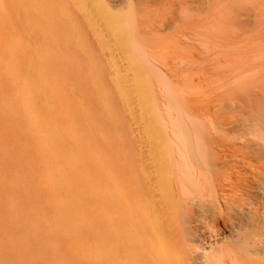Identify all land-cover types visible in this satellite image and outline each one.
Returning a JSON list of instances; mask_svg holds the SVG:
<instances>
[{
  "label": "bare ground",
  "instance_id": "6f19581e",
  "mask_svg": "<svg viewBox=\"0 0 264 264\" xmlns=\"http://www.w3.org/2000/svg\"><path fill=\"white\" fill-rule=\"evenodd\" d=\"M89 1L112 32L114 45L118 44L113 47L109 37L102 38L105 30L103 34L98 31V35H103H99L102 44L112 45L113 50H107V56L112 54V61L116 59L110 67L120 98L114 97L121 99L122 107L129 111L127 115L133 124L129 129L137 132L130 138L135 140L126 135L124 151L107 168L102 208L100 198L92 194L97 188L95 176L98 174L86 176L79 165L73 166L74 162L78 163V156L88 152L83 145L81 150L79 144H74L80 138L76 131L78 124L73 117L66 121L64 117L61 121L58 116L51 117V111L57 112L52 110L56 83L28 52L30 43L26 38L29 35L20 40L16 39L19 35H13L16 40L13 39L9 48V42L0 33V76L12 79L9 83L0 81V201L13 199L21 211H11L12 216L18 219L25 215L26 220V229H17L11 224L0 230V264H264V32L262 35L258 32V40L237 37L238 43L225 44L221 38L203 39H212L205 49L212 54L213 71L210 72L219 77L215 86L220 93L218 90L213 93L212 89H206L211 86L210 79L201 66L200 74L190 79L189 74L194 71L191 67L203 63L204 57L198 60L202 52L190 51L191 54L180 46L183 40L182 43L194 41L184 33L186 28H182L179 32L184 30L183 34L176 38L170 36L171 31L170 34L165 31L168 38L173 39L167 38L169 42L177 41L175 53L180 57L178 63L183 64L177 66L181 69L167 68L168 60H165L166 65L163 59H156V47L142 35L148 29L141 28L143 23L140 18L139 24L137 11L112 12L104 0ZM243 1L248 2L250 8L240 9L245 16L240 22L248 26L252 16L256 18L258 10L264 8V0ZM75 2L82 10L84 2ZM251 8L257 13L244 12ZM172 19L164 21L166 24L159 22L160 19L156 25L163 22V27L171 26ZM16 20L12 18L14 24ZM200 25L198 28L202 29ZM193 26L188 25V28L198 29ZM203 29L198 30L199 35L201 32L205 37L208 33ZM17 30L21 32L20 28ZM216 30L215 33H225L221 25ZM148 34L145 33L151 36ZM158 37L164 41L163 34ZM200 40L202 42L201 37ZM164 48L158 50L164 51ZM183 52H189L191 57ZM31 61L38 65L35 78L36 74L26 77L32 74ZM205 64L201 65L207 69ZM173 70L176 71L173 73ZM189 70L192 71L189 73ZM187 74L192 86L187 85ZM255 89L260 94H253ZM241 91L255 103L245 106V102V105L240 102L244 99L239 100L237 95L233 98ZM221 92L229 93V98ZM203 95L211 100L204 106L198 103L200 99L204 101L200 98ZM225 108L236 114L225 117L223 112V116L221 110ZM18 109L24 111V116H19ZM62 123L68 131L60 130L57 135L53 127ZM53 135L59 143L49 140ZM63 143L76 146L74 152L78 155L73 164L70 161L72 169L66 167L70 164L64 156L58 162H50ZM101 171L103 173L99 168ZM58 199L63 202L54 207ZM27 209L32 210L27 212ZM201 217L213 223L211 231L215 238L206 245L198 243L203 240L200 239L203 236L198 239L202 231L196 227ZM103 231L107 244L98 248L96 242Z\"/></svg>",
  "mask_w": 264,
  "mask_h": 264
},
{
  "label": "rangeland",
  "instance_id": "374dc122",
  "mask_svg": "<svg viewBox=\"0 0 264 264\" xmlns=\"http://www.w3.org/2000/svg\"><path fill=\"white\" fill-rule=\"evenodd\" d=\"M82 1L85 4V5H83L84 10L83 9L81 10L77 7L78 3L76 4L75 0H0V8H1L0 9V13H1L0 14V19H1L0 20V33H1V35H3V38L5 37L4 39H6V41L9 42V48L13 45V43H12L13 39L14 40H16V39L20 40L21 37L26 38L29 35L26 38L29 40V43H30L28 46V49H27L28 52H30V54L35 58L36 63L40 65V67L46 72L48 77L50 79H53L56 83V91L53 95V98L55 97L54 102H53L54 107L52 110H55V111L57 110V112L51 111V113H52L51 117L58 116V118L57 117L56 118L60 121L63 117H64L65 121L67 119H69V117L70 118L73 117L75 119L76 123L78 124V129L76 127V129H77L76 131H77V135H79V137H80L77 139L78 141L76 140L74 142V144H76V145L79 144L78 146L81 150L84 147L85 149L87 148V151H88L87 153L80 155L77 158L78 154L75 153L76 150L74 149V147L76 148V146L74 144L63 143V144H60V146L58 147L57 152H56V157L55 158L53 157L50 160V162L52 164L55 162H58V160L64 156L63 158L69 159L68 160L69 164H70V161H71V164H73L72 162L75 161L74 158L76 157L78 159V163L74 162L73 166L79 165L78 168L81 167L82 170L84 169L83 173H87V175L85 174L86 176H90L89 175L90 173H91V176H92V173H95V174L97 173L98 175L95 176L96 180H97V188L92 192V194L94 196L100 198V204L103 208V206L105 205L104 204L105 199H103L102 194H104V191L106 190L107 168H108V166H110L112 164V162H114V160H116V157L120 156L122 154V152L124 151V149H123V145H124L123 138L125 140L127 137L126 135H128L129 138L131 137V135L134 137L137 132H135V130L132 131L131 129H129V128L133 127L132 126L133 124H131V122H130L131 120H129L130 116H129V114L127 115V113H129V111L127 109H125L124 106L122 107L121 104H123V102L121 99L116 100V99L120 98L119 94H118L119 90H118V88H116L117 85H115L116 83L114 82V80H112V75H113L112 68H111L112 66L110 67V64H112L114 61H116V59H114V61H112V57H113L112 54H111L112 57L110 56L108 58L107 55H109L108 54L109 52L107 50H110V49L113 50L112 45H113V47H116V45H118V44L116 43V45H114L115 41L112 40V38H111L112 32H110V29L106 28V25L103 24L104 22H103V20H101V17L99 18V14L95 9L94 4L89 0H85L86 2L84 0H82ZM104 2L106 5H108L107 7L109 8V10H111V11L113 10L112 12H114V11L122 12L123 10H130V9L132 12L133 11L134 12L137 11V13L139 12L138 14L135 12V14L138 15V17L136 16V18H138L137 20H139L140 25H141L140 21L142 19L143 24H142V27L141 26L140 27L141 28H147L148 29L147 32H150L149 34H151V36L153 38H151V36H146L148 34L146 31H145L146 35H145L144 31L142 32L143 33L142 35H144L148 40H150V42H151L150 44L153 45V47L157 48V49L155 48L156 49L155 50L152 47L155 51L154 56L156 55L155 56L156 59H158V60L161 59V61L163 59L164 63H165V60H166V62L168 60L167 68L174 69V67H175V69H178L181 67V65H183L181 63H178L180 61V57L178 56L179 54L177 55L176 54L177 52L175 51L176 46L178 45L177 41H175V40L173 42L171 41L172 45L174 43V45L172 46L171 42H169V41L173 40V39L168 38V37L174 36L176 38V35L179 36V35L183 34L184 30H186V32H184V33H187V36L191 38V41L192 40H194V41H192V42L188 41L187 43L186 42L182 43L184 41L183 40V41H181L180 46L183 47V49L186 48L189 52L190 51H193L195 53L202 52V54L198 55V60L199 59L202 60V58L204 57L203 63L204 64L206 63L205 67H207V69H208V70L204 69L203 65H201L203 63L198 62V64L196 66L191 67V68H193L192 70H194V71L191 70L192 73H190L191 71L189 70L190 79H191V76L195 77L196 75L200 74L198 72L202 71V69H203L204 70L203 72H206L207 73L206 76L210 79L208 81V83H210L209 86L211 85L210 87L207 86L206 89L207 90L212 89L214 91L213 93L217 92V90H218L217 86H215V84L219 80V77L217 76V73L210 72L211 69L213 71V67H212L213 65L210 64V63H212L211 62L212 54L209 53V51H206V49H205L208 45H210L212 43V39H210L208 41H204L203 39L207 40V38H213V40H214V38H221L222 42H225V44L230 43V42L231 43H238L237 40L238 39H241V40L244 39L245 40V36H246V39H250V40L257 39L258 40V37H260L259 35H262L264 32V16L262 18V15H264V8L258 10L259 13H258V16L256 18L254 17V15L252 16V21L250 23H248V26H246L247 24L240 22V20L245 17L244 14L241 15L242 10H240V9L242 7L250 8L249 3L246 1H243V0H181V1L180 0H109V1L104 0ZM149 4H151V5H149ZM12 7L14 9H12ZM8 9H11V10H8ZM182 9H186V10L183 12L177 13V12H179V10L181 11ZM251 9L246 10L244 12H248V13L253 12L252 14H254V12L257 13V10H254V9L251 10ZM147 10H148V12H147ZM160 10H162V11H160ZM186 11H187V13H186ZM10 12H12L13 14H11ZM7 13H9V14H7ZM189 14H192V15H189ZM1 15L4 17H2ZM11 15H13V17H11ZM163 15L165 18L163 17ZM149 16H152L153 18L152 17L149 18ZM178 16L179 17L183 16L184 20H183V18L179 19ZM188 16L190 17V19L188 21H186V19L189 18ZM144 17H147V18H145V21L143 20ZM168 17L169 18L171 17V18L169 19ZM207 17H208V19H207ZM12 18L14 20L17 19L18 21L16 20V22L14 24V21L12 22ZM166 18H168V19H166ZM203 18H206L208 21L206 19H203ZM162 19H165V20H162ZM171 19H172L171 26H167V27L162 26L164 21L167 23V21L171 20ZM158 20H160L159 22H161V21H163V22L160 24H157L158 25L157 26L156 23H158ZM153 21H156V22H153ZM173 21L175 24H176V22H180V23L176 24L177 27H174L175 25H173L174 24ZM202 21H205V23L203 25L201 24ZM17 22H20L21 25L22 24L23 25L19 26L20 23L17 24ZM165 22H164V24H166ZM184 23H185V25H184ZM187 23H189L188 25H191V26L194 25L193 27H197V28H198V25L201 24L203 26L202 27L200 25L201 28L202 29L204 28L205 30H207L205 32H207L208 34H206L203 31V34L205 33V37H203L204 35L201 36L202 35L201 32L199 35V31H201L202 29H199L200 27L198 29H194V28L192 29V27H191V30H190V27L188 28ZM17 25L19 27H17ZM26 25H28V26H26ZM206 25H207V27H206ZM219 25H221V27H223L225 29L224 34H221L219 32L215 33L217 31L216 28H218ZM153 26H154V28H153ZM155 26L160 27L161 28L160 31L162 33L158 30H154V29H156ZM27 27L30 28V30L27 29ZM171 27H173V28H171ZM15 28H16V30H15ZM18 28H20L21 32H19V30H17ZM151 28H152L153 32H152V30H150ZM162 28L163 29L165 28V29L162 30ZM166 28H168V29H166ZM170 28L174 29V30H171ZM182 28H186V29H184L183 32H179L180 30H182ZM5 29L7 32H8L7 29H9L10 33L9 32L7 33L5 31ZM188 29L190 30L191 33L188 31ZM10 30H12V31H10ZM24 30H25V32L27 31L26 34H25ZM100 30H101L102 34H103V30H105L104 34H103L105 36L102 37L103 35L100 33L101 37L103 38V40H107V38L109 37L108 41L112 45H109L107 43V45H105L106 46L105 47L102 44V42H101L102 39H100V36H99L100 34L98 35V31H100ZM166 30L169 34L171 31L170 36H167L169 34H167L165 32ZM195 30H197V33L195 32ZM13 31H14V33H13ZM107 31L110 33H107ZM163 31H164V33H163ZM175 31H177V32H175ZM259 31L261 34L259 33V35H258ZM15 32H18V33H15ZM28 32H29V34H28ZM158 32L161 34H159ZM173 32L175 34H172ZM19 33H21V36ZM188 33H189V35H188ZM15 34H17L19 36H16ZM55 34L57 36L56 38H55ZM107 34H110V35L107 36ZM154 34H156L157 36ZM162 34L164 37L161 39L164 41H161L160 38L158 37L160 35L162 36ZM236 34H237V36H236ZM11 35H12V37L8 38ZM13 35H15L17 38L15 39V36H13ZM48 37H51V38H48ZM200 37L202 39V42H201V40L199 42ZM237 37H238V39H237ZM46 38H48L49 40L48 39L46 40ZM167 38H168V40L169 39L170 40L168 41ZM224 38L226 39L225 41H223ZM259 39H261V38H259ZM165 40H166V42H165ZM110 41H112V42H110ZM160 41L162 43H160ZM216 41H218V39H216ZM175 42L177 44L176 46H175ZM167 43H169L168 46H165V44H167ZM164 46H165V48H164ZM215 46H217V45L215 44ZM117 47H119V46H117ZM166 47H168V48H166ZM160 48H164V51L162 49L158 50ZM190 48L194 49V50H191ZM186 49H185V51H187ZM166 51L170 52L172 54H170V53L167 54ZM182 51H184V50H182ZM182 51H180L179 53H181ZM116 52L118 53L120 51H116ZM184 52L182 54L187 55L189 53V52L188 53L187 52L184 53ZM160 53L162 55L163 54L164 55L162 56ZM173 53L176 54V57L175 56L174 57L177 59L173 58V56H172ZM190 53L188 54L189 56H190ZM207 54L209 56H207ZM5 57L8 58L9 55H5ZM171 57L173 58V60H171ZM207 57L209 58L208 60H207ZM194 58H196V56ZM98 59H100L99 62H98ZM103 59H104V61H103ZM101 60L103 62H101ZM110 60H111V63L109 62ZM98 63H101V64H98ZM31 64H33V65H31ZM37 64H34L32 61L30 62V66L32 68L30 70H32L31 71L32 74H29L28 76L26 75V77L30 78L31 76H33V74H36L39 72V71H36L37 70L36 66H38ZM103 65H104V67L102 68ZM177 66H180V67H177ZM200 66L202 67V69L200 68ZM195 67H196V69L198 67L199 68L196 70ZM175 71L173 70V73ZM101 72H102V74H101ZM179 72H180V74H182L181 70ZM185 72H187V71H185ZM203 72H201V74H203ZM193 74H195V75H193ZM189 75L188 74L186 75L188 80H189ZM33 77L34 78L37 77V74H36V76H33ZM211 77H213V78H211ZM7 78H6V76H0V81L3 80L4 82L9 83L10 80H12L9 77H7ZM190 81L191 80H189V83L187 85H191ZM109 83H110V85H108ZM107 87H109V90ZM157 87L159 88L160 86H157ZM110 89H111V92H110ZM116 90H117V92H116ZM256 90L257 89H255V91L253 90V94H255V93L260 94ZM112 92H114V93H112ZM218 93H220L219 90H218ZM114 94H116V95H114ZM202 94H204V93L202 92ZM239 94L240 95L243 94L244 98L242 97V95L239 96ZM47 95H49V94H47ZM55 95H57V96H55ZM221 95L226 97V95L228 96L230 94L227 93L225 95V92H221ZM235 95L238 96L239 100L244 99V100H242L243 102L242 101H240V102L243 103V105H245L244 104V102H245L246 103L245 106H247V105L249 106L250 105L249 103H255V100L252 102L249 101V99L245 97V93L243 91L238 92V94L235 93L233 95V98L237 97ZM114 96H116L118 98H116ZM202 97L204 98V101L200 99ZM56 98L57 99L59 98V99L57 100ZM200 98H199L200 99L199 101H203L204 103L199 102V101H198V103L203 104L202 106H204V104L206 105L207 101H211V100H208L207 99L208 97H205V95L201 96ZM227 98H229V96ZM61 99H63V101L66 100L68 102V104H67L68 106L61 104V103H63V101ZM118 101H120V102H118ZM56 102H57V104H56ZM117 102H118V105H116ZM55 106L57 108H55ZM106 107H107V109H106ZM118 108L119 109L122 108L121 109L122 111H120ZM108 109H110L111 111ZM123 109H125L126 112H123L124 111ZM227 110L228 109H226V108L221 110L223 116H224V113L226 114L225 117H232L234 114H236L235 111L233 112L230 109H229V111H227ZM59 111H60V113H59ZM107 112H110V113H107ZM18 113H19L20 117H22V115L24 116V111H22V109L21 110L18 109ZM113 113H114V115H113ZM219 114H220V111H219ZM74 116H76V117H74ZM112 116H114V118ZM122 116H124V117H122ZM118 117H120L121 119L123 118L122 120L124 122L122 120H120ZM115 118H116V120H115ZM62 122H64V121H62ZM127 123H129L128 127H126ZM75 126H76V124H75ZM124 126H125V128H127V129H125L126 131L124 130ZM58 127H59V129H58ZM121 127H123V128H121ZM53 129H55V132L57 133V135H58V133H61L60 130H62V133H65L66 131H68V128L65 127V123H62L61 126L55 125V127H53ZM53 129H52V131H54ZM132 138H130V139L133 140L134 138L133 139ZM49 140H52L54 143H59L56 136H54V135H53L52 139H49ZM82 145H83V147H80ZM62 153H64V154H62ZM74 153L76 154V156ZM71 164L69 165V167L68 166H66V167L68 169L69 168L72 169L73 166ZM82 166H83V168H82ZM99 168H102L103 173H102V171L99 172ZM61 196L63 197V195H61ZM61 196H60V198H61ZM13 201L14 200L11 198L7 199V201H0V230L4 229L5 227H10L11 224L14 225V227L17 229H18V227L26 229L25 228L26 227L25 226L26 220L24 219L25 215H22V217L20 216V217H18V219H16L17 217L12 216V214H11V211H16V212L21 211L20 208H18V205L14 203L15 201L14 202ZM61 202H63V201H60V199H58V202L56 204H54V207L59 206ZM27 207H29V208L33 207L34 208V206H32V205H28ZM28 210H32V209H27L26 211L28 212ZM27 212H26V214H28ZM204 218H207V217H204ZM198 220L201 223L196 221V223H197L196 227L198 226L197 228L201 229V231H202L201 233L198 234L199 235L198 239L200 236H203V237H200V239L202 238L203 240H201V242H200V240H198L199 241L198 243L206 245V243L210 242V239H211V241H213L215 238L213 236L214 231L213 230L211 231V229L213 227V223H212V221H209L210 219L207 221L206 219H203L202 217H201V219L199 218ZM205 220L207 221V223L204 222ZM19 221L24 222V224L23 223L20 224ZM199 227H201V228H199ZM91 228L93 229V227H91ZM88 230H89V228H88ZM203 233L205 234V237H204ZM212 233H213V235H212ZM101 234H102V236L96 242L98 245L97 246L98 248L102 247V246L104 247V245L107 244L106 232L103 231ZM87 235H89V234H87ZM208 235L210 236V238ZM211 235H212V237H211ZM206 236H208V237L206 238Z\"/></svg>",
  "mask_w": 264,
  "mask_h": 264
}]
</instances>
